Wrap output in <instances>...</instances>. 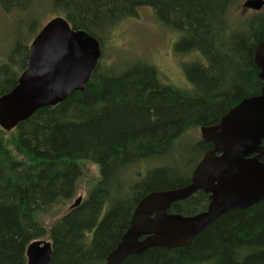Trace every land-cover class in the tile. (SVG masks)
<instances>
[{
    "label": "trees",
    "instance_id": "obj_1",
    "mask_svg": "<svg viewBox=\"0 0 264 264\" xmlns=\"http://www.w3.org/2000/svg\"><path fill=\"white\" fill-rule=\"evenodd\" d=\"M28 1L0 0V5L6 11L25 10ZM239 1L53 0V9L73 30L99 43V32L149 7L181 33L176 51L199 52L205 63L183 66L186 90L163 84L157 70L141 62L119 73L98 64L83 92L39 109L9 134L0 130V264H26L28 245L44 238L52 248L50 264H105L145 196L190 183L212 145L198 139L173 157L177 141L188 130L216 125L263 86L254 53L264 42V7L236 29L228 12ZM28 56L27 45L17 43L0 67V96L16 86ZM182 157L187 165L181 168L191 170L185 180L173 165ZM155 160L166 163L128 184V169ZM84 162L97 166L98 180L79 206L57 213L44 226V216L74 198ZM207 205L208 196L198 192L169 212L193 216ZM120 264H264V200L227 212L187 248H153Z\"/></svg>",
    "mask_w": 264,
    "mask_h": 264
},
{
    "label": "water",
    "instance_id": "obj_2",
    "mask_svg": "<svg viewBox=\"0 0 264 264\" xmlns=\"http://www.w3.org/2000/svg\"><path fill=\"white\" fill-rule=\"evenodd\" d=\"M243 9L260 11L264 0H246ZM98 40L73 30L55 17L29 46L28 63L16 86L0 96V129L13 131L39 109L55 107L83 92L98 66ZM254 64L263 82L260 94L243 99L220 121L200 128L201 139L212 145L182 188L151 192L135 207L119 244L105 264H120L153 248H187L215 220L231 210H245L264 200V42L257 45ZM198 192L208 196L206 209L193 216L170 213V208ZM77 198L71 208L80 205ZM49 242L34 241L26 249V264H50Z\"/></svg>",
    "mask_w": 264,
    "mask_h": 264
},
{
    "label": "rangeland",
    "instance_id": "obj_3",
    "mask_svg": "<svg viewBox=\"0 0 264 264\" xmlns=\"http://www.w3.org/2000/svg\"><path fill=\"white\" fill-rule=\"evenodd\" d=\"M245 1L237 2L228 12V18L234 27L236 26V29H240L246 20L258 13L243 9L242 4ZM52 5L53 0H29L25 10L9 9L7 11L0 5V67L9 62L11 52L17 43H25L29 47L34 37L46 23L54 17H61L62 14L57 13ZM98 36L101 39L100 43H102L100 68L119 73L126 70L130 64L141 62L154 67L163 84L180 90L189 89L183 66L200 61L205 63L199 52L178 53L175 45L180 40L181 33L165 26L149 7L138 9L134 17L119 21L104 33L99 32ZM22 41L24 42L22 43ZM9 133L6 132V134ZM198 139H201L199 129L188 130L177 141L173 157H178L180 147L183 149V145L187 146V143ZM182 159L183 157L177 158L173 165L178 168L179 172L183 171L182 179L185 180L191 170L189 167L185 170L181 168V166L184 165L185 168L187 165L182 162ZM165 163L164 160H155L134 165L127 170L125 179L128 180V184L134 183L139 178L138 175ZM81 168L82 178L78 183L74 198L67 206L56 208L53 215L44 216L41 219L44 226L51 225L57 219V213L67 212L77 198L84 201L88 189L98 180L97 166L84 162ZM44 240L48 241L49 239L44 238Z\"/></svg>",
    "mask_w": 264,
    "mask_h": 264
}]
</instances>
